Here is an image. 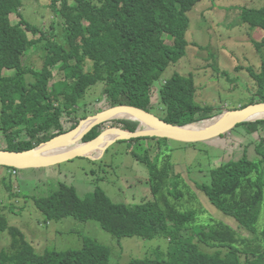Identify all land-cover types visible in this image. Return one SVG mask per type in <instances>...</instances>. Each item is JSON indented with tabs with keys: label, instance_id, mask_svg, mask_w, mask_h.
<instances>
[{
	"label": "trees",
	"instance_id": "trees-1",
	"mask_svg": "<svg viewBox=\"0 0 264 264\" xmlns=\"http://www.w3.org/2000/svg\"><path fill=\"white\" fill-rule=\"evenodd\" d=\"M76 2L49 0L51 12L68 26L69 33L62 43L56 37L54 24L49 35L24 18L25 0H0V130L9 142V151L32 150L77 128L90 116L80 102L99 83L105 85L104 95L109 102L105 106L129 105L150 112L156 83L169 66L186 56L189 13L200 0H102L101 6L92 0ZM12 16L19 17L17 24L12 22ZM242 21L264 31V7L244 9ZM30 35H39V40H32ZM42 44L37 57L43 60V68L36 71L24 61ZM255 46L257 50L264 48V38ZM43 51L47 52L45 58ZM117 52L122 55L116 56ZM57 69L64 72L65 81L51 85L53 70ZM248 72L258 89L256 103H264V67L261 74L252 68ZM195 86L194 76L176 73L159 88L158 103L164 121L187 126L214 117L213 110L197 105ZM63 121L72 123L69 130L62 129ZM113 123L135 125L129 121ZM247 123L252 130L248 134H261L252 154L256 158L249 157L245 150L238 160L211 170L210 184L199 188L216 209L237 221L251 237H242L223 221L197 223L195 211L180 210L170 200L183 197L180 177L170 178V166L160 169L149 155L141 159L149 164L151 172L150 201L116 204L102 190L82 199L74 187L62 183L49 197L35 199L34 203L48 222L59 223L70 217L82 222L95 220L118 240L169 239L167 254L160 251L151 259L133 260L130 264H264V128L260 129L264 120ZM97 136L94 130L86 141ZM6 170L17 173V169ZM169 183L173 190L167 195ZM4 208L13 212L14 206ZM0 233L10 236L9 247H0V264L111 262V249L89 236H84L80 248L39 253L2 213Z\"/></svg>",
	"mask_w": 264,
	"mask_h": 264
},
{
	"label": "rangeland",
	"instance_id": "rangeland-1",
	"mask_svg": "<svg viewBox=\"0 0 264 264\" xmlns=\"http://www.w3.org/2000/svg\"><path fill=\"white\" fill-rule=\"evenodd\" d=\"M76 1L72 0V3H77ZM92 1L101 5L102 0ZM263 7L264 0H200L189 13L191 26L187 34L189 46L186 56L169 66L161 81L156 83L155 102L149 110L150 113L164 117L162 109L159 108L158 90L176 73L187 78L194 76L197 105L214 111L213 118L193 126L203 127L205 123L227 111L247 107L252 102L256 104L259 99L258 89L248 68L259 74L263 72L264 48L257 50L255 43L263 41L264 31L245 24L242 13L246 8L258 10ZM23 16L30 24L41 26L49 35L54 24L58 41L65 42L64 36L69 33L68 26L63 18L51 12L49 0H25ZM11 19L14 24L20 20L17 16H12ZM22 29L25 31V28ZM30 36L32 40H39V35ZM42 46L43 44L37 45L32 50L30 59L24 61L25 65L30 64L27 66L36 71L43 68V60L37 57V51L41 54L39 50H42ZM121 55L122 52L116 53L118 57ZM89 62V66L93 67V62ZM53 73L51 85L65 81L63 71L57 69ZM5 76L10 75L5 73ZM72 82L69 81L70 84ZM104 88L102 83L91 87L80 102V106L88 108L86 112L90 116L101 112L103 108H110L105 106L109 102L104 95ZM1 109L0 102V116ZM71 125L72 123L63 121L62 129L69 130ZM113 125H102L95 133L100 135ZM249 126L248 123H243L229 133L197 144L160 138H143L144 141L133 143L124 140L108 148L98 159L77 157L48 168L17 170L16 174L0 166V213L7 218L10 226L17 227L24 233L37 252L43 254L46 251L80 248L84 236H89L111 249L110 264H130L133 260L151 259L160 251L167 254L165 250L170 244L167 238L147 240L142 237H128L118 240L95 220L82 222L70 217L59 223L48 222L34 203L35 199L49 197L62 183L74 187L82 199L96 190H102L116 204L136 205L150 201L153 199L151 172L149 164L143 163L141 159L149 155L152 161L158 163L160 169H164L167 164L170 166V178L180 177L183 197L178 200L170 197L180 210L195 211L198 216L197 223L203 224L213 219L223 221L232 225L242 237H251L237 221L216 209L199 188V185L210 184L211 170L238 160L245 150L249 157L256 158L252 154L255 153L261 134H248L252 131ZM8 147L9 142L0 130V150H7ZM172 190L173 186L169 183L165 193L168 195ZM4 205L14 206L13 212L4 208ZM145 206L146 209L149 208V204L146 203ZM262 225L263 219L260 221V226ZM9 237V234L0 233L1 248L9 247ZM201 248L207 250L204 246Z\"/></svg>",
	"mask_w": 264,
	"mask_h": 264
},
{
	"label": "water",
	"instance_id": "water-1",
	"mask_svg": "<svg viewBox=\"0 0 264 264\" xmlns=\"http://www.w3.org/2000/svg\"><path fill=\"white\" fill-rule=\"evenodd\" d=\"M118 114L130 115L131 118L123 120L132 122L135 125L114 124L113 127L106 129L94 140L85 143L81 147L73 148V150L60 155L49 156L52 152L61 148H72L96 126L116 121L119 118ZM221 117V120L211 126H176L168 124L148 111H143L129 105H120L89 116L82 120L74 131L43 143L33 150L25 152L0 150V166L21 170L50 167L71 161L77 157L86 156L89 153L96 152L99 148H102L101 152L104 153L108 148L128 139L130 136L171 139L188 144L207 142L229 133L243 123L264 120V103H256L237 110L227 111ZM108 134L116 135L114 141L109 145L105 144L104 139Z\"/></svg>",
	"mask_w": 264,
	"mask_h": 264
},
{
	"label": "bare ground",
	"instance_id": "bare-ground-1",
	"mask_svg": "<svg viewBox=\"0 0 264 264\" xmlns=\"http://www.w3.org/2000/svg\"><path fill=\"white\" fill-rule=\"evenodd\" d=\"M103 4V2L101 1V5ZM100 5V6H101ZM66 23V22H65ZM44 52L45 51H43V53H42V56L45 58L46 57V55H47V52H46V55H44ZM156 86V85H155ZM162 87V86H161ZM154 95H155V92H156V87H154ZM159 91V90H158ZM161 106H159V108H160ZM110 108H112V107H110ZM161 109V108H160ZM141 110V109H140ZM144 111V110H143ZM231 111V110H230ZM259 115V114H258ZM156 116V115H155ZM118 117L119 118H117L116 119V121H114V122H117V121H127V120H123V119H127V118H131V116L130 115H127V114H118ZM158 117V116H157ZM160 118V117H159ZM162 119V118H161ZM222 119V117L221 116H219V117H217L216 119H214V120H210V121H208L207 123H205V125L206 126H211V125H213L214 123H216V122H218L219 120H221ZM163 120V119H162ZM113 123V122H112ZM114 124V123H113ZM80 125V124H79ZM78 125V126H79ZM102 126V125H101ZM100 129V126H96L94 129H92L88 134H87V136H85L80 142H78V144H76V145H74V146H72V148L71 147H66V148H61V149H59V150H56V151H54V152H52L49 156H55V155H60V154H63V153H67V152H69L70 150H73V148H77V147H81V146H83L85 143H88V142H90V141H92V140H94V139H92V140H89V141H86V138L91 134V132L92 131H94V130H96V129ZM76 129V128H75ZM75 129H73V130H69L68 131V133H70V132H72V131H74ZM68 133H66V134H68ZM66 134H63V135H66ZM63 135H61V136H63ZM61 136H58V137H61ZM57 137V138H58ZM116 138V135H112V134H108V135H106V137L104 138L105 139V144H110L112 141H114V139ZM160 139H162V138H160ZM127 141H130V142H132V141H139V142H141V141H144L143 140V137H134V136H130L128 139H126ZM49 142V141H48ZM46 143V142H45ZM133 143V142H132ZM43 144V143H42ZM102 151V148H99V149H97V151L96 152H93V153H89V154H87L86 156H82V157H90V158H93V159H98V158H100L102 155H103V153L101 152ZM11 152H13V151H11ZM1 167H6V166H1ZM8 168V167H7ZM44 168H48V167H44ZM17 170H21V169H17Z\"/></svg>",
	"mask_w": 264,
	"mask_h": 264
}]
</instances>
